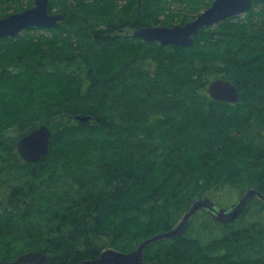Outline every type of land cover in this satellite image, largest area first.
Here are the masks:
<instances>
[{"label": "trees", "instance_id": "1", "mask_svg": "<svg viewBox=\"0 0 264 264\" xmlns=\"http://www.w3.org/2000/svg\"><path fill=\"white\" fill-rule=\"evenodd\" d=\"M212 1L51 0L49 11L65 16L58 28L0 39V260L34 250L75 264L128 252L212 187L223 202L249 185L264 194V0L202 28L190 47L132 34L183 24ZM31 5L0 0V16ZM215 78L235 86L236 102L209 96ZM15 120L20 136L49 126L40 160H23L2 137ZM144 259L264 264V202L253 198L224 224L200 211L182 236L147 245Z\"/></svg>", "mask_w": 264, "mask_h": 264}, {"label": "water", "instance_id": "2", "mask_svg": "<svg viewBox=\"0 0 264 264\" xmlns=\"http://www.w3.org/2000/svg\"><path fill=\"white\" fill-rule=\"evenodd\" d=\"M51 0H32V5L23 10L9 12L0 16V39L16 37L26 29L33 27L56 29L65 19L60 12H50ZM75 1V0H71ZM252 0H213L193 19L183 24L142 25L133 30V36L144 41H156L160 45L190 47L194 36L202 28H209L225 21L229 17L246 13ZM207 92L212 99L234 103L238 100L235 86L224 78H215L207 85ZM75 119L87 121L89 115H75ZM51 131L47 124L41 123L20 136L16 142L20 157L28 162H36L45 156L50 149ZM264 202V194L255 186H247L242 193L228 206L217 205L206 195L195 196L185 207L177 222L167 230L160 231L141 240L128 252L106 249L94 258H86L75 264H160L157 261H146L144 249L147 245L162 239H174L182 236L191 218L200 211H205L218 223H228L237 218L244 207L253 198ZM50 264L48 256L42 251H27L13 260H0V264Z\"/></svg>", "mask_w": 264, "mask_h": 264}, {"label": "rangeland", "instance_id": "3", "mask_svg": "<svg viewBox=\"0 0 264 264\" xmlns=\"http://www.w3.org/2000/svg\"><path fill=\"white\" fill-rule=\"evenodd\" d=\"M245 14V13H244ZM244 14H241L239 16H243ZM39 33H44L46 34L47 32L45 31H42V30H39L37 31ZM37 32H35L34 34H36ZM48 34V33H47ZM14 125L10 126L8 129H6L2 135V137H6L7 139H15V141H17V139L19 138V136L21 134H23L24 132L20 129V126L21 124H19L18 121H14L13 122ZM30 129V128H28ZM27 129V130H28ZM222 193H220V191L218 190V188H210L209 190H207L203 195H206L208 196L212 201H214L217 205H220L222 207H226L228 205H230L236 198L237 196H234L233 198H229L227 200H225L224 202L221 200L222 199V196H221Z\"/></svg>", "mask_w": 264, "mask_h": 264}, {"label": "bare ground", "instance_id": "4", "mask_svg": "<svg viewBox=\"0 0 264 264\" xmlns=\"http://www.w3.org/2000/svg\"><path fill=\"white\" fill-rule=\"evenodd\" d=\"M80 121V120H79ZM46 124V123H45ZM49 127V126H48Z\"/></svg>", "mask_w": 264, "mask_h": 264}]
</instances>
